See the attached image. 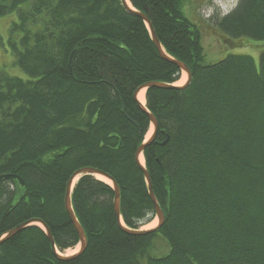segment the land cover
<instances>
[{
	"label": "trees",
	"instance_id": "trees-1",
	"mask_svg": "<svg viewBox=\"0 0 264 264\" xmlns=\"http://www.w3.org/2000/svg\"><path fill=\"white\" fill-rule=\"evenodd\" d=\"M185 1L131 0L192 74L186 88L146 92L159 127L144 157L164 224L127 233L113 188L83 175L71 199L85 251L59 259L46 232L27 225L0 244V264H264V0H239L211 22L188 17ZM13 12L0 44L27 78L0 67V238L39 219L60 251L75 246L64 197L84 167L118 183L125 227L150 223L155 207L136 159L150 120L135 92L178 82L181 68L122 0H0V17ZM204 22L230 49L259 47L258 63L247 53L207 62ZM158 237L170 251L151 256Z\"/></svg>",
	"mask_w": 264,
	"mask_h": 264
},
{
	"label": "water",
	"instance_id": "water-1",
	"mask_svg": "<svg viewBox=\"0 0 264 264\" xmlns=\"http://www.w3.org/2000/svg\"><path fill=\"white\" fill-rule=\"evenodd\" d=\"M122 3H123V6L125 7L126 11L129 13V14H132V15H135V16H138L140 18L143 19V21L146 23L147 27H148V30L151 34V38L155 44V46L157 47L160 55L162 58L178 65L182 71H184L187 75V81L185 82L184 85L182 86H178V85H175V84H169V83H165V82H148L142 86H140L136 92H135V97L138 98V95L141 91H143L144 89H148L150 87H157V88H162V89H171V88H186L187 86H189V84L191 83V80H192V74L190 72V69L189 67L182 61H179V60H176L175 58H173L172 56H170L169 54L166 53V51L164 50V48L162 47V44L159 40V38L157 37L156 35V32L153 28V25L150 21V19L148 18L147 15H145L144 13L142 12H139L137 11L135 8H133L132 6H130L126 0H122ZM138 100V99H137ZM139 105H140V108L143 112H145L148 116V118L150 119V122L151 124L153 125L154 127V131H153V135L151 136V138L146 141L144 144H142L138 149H137V152H136V159L139 161V164H140V167L141 169L143 170V173L145 175V178H146V181H147V184H148V188H149V195H150V198L153 202V205L155 207V212H156V218L158 220V223L157 225L154 227V228H151V229H141V230H133V229H128L127 227L124 226V224L122 223L121 221V211H120V187L118 185V183L106 172L102 171V170H99V169H96V168H93V167H84V168H81L79 170H77L75 173H73V175L70 177L68 183H67V188H66V193H65V197H64V205H65V208L69 214V217L79 235V239H80V250L74 255V256H63V255H60L57 251V248H56V245H55V240H54V237L52 235V232L50 230V228L48 227L47 224H45L42 220H39V219H32V220H29L25 223H22L20 225H18L17 227L9 230L4 236H2L0 238V244L2 242H4L5 240L11 238L12 236H14L16 233H18L21 229H23L25 226H27L28 224H32V223H40L48 238H49V241L51 242V245H52V250H53V253L59 258V259H62V260H68V259H71L79 254H81L82 252L85 251V249L87 248L88 246V240H87V236H86V233H85V230L83 228V226L80 224L75 212H74V209L72 207V202H71V195H72V189H73V186H74V182L76 180V178L82 176V175H85V174H91V175H101L105 178H107L108 180L111 181V186L113 187L114 189V210H115V213H116V216L117 218L119 219L120 221V225L122 227V229H124V231H126L127 233H130V234H133V235H144V234H148L150 232H154L156 230H158L163 224H164V221H165V214L159 204V202L157 201V198H156V195L154 193V190H153V186H152V181H151V176H150V173L149 171L146 169V167L140 162V156L143 154V151L145 150V148L151 143L153 142V140L156 138V135H157V132H158V121L156 119V117L146 108V105L142 104L139 100ZM5 178H13V179H18L20 184L22 186H26V181L20 176V175H17V174H6L4 176Z\"/></svg>",
	"mask_w": 264,
	"mask_h": 264
},
{
	"label": "rangeland",
	"instance_id": "rangeland-1",
	"mask_svg": "<svg viewBox=\"0 0 264 264\" xmlns=\"http://www.w3.org/2000/svg\"><path fill=\"white\" fill-rule=\"evenodd\" d=\"M239 2V0H186L185 13L188 17L193 16L195 20L199 21L203 19L204 21H210V19H215L216 16H222L225 13L231 11ZM190 14V15H189ZM17 20V14L15 12L10 13L6 16L0 17V35L2 36L4 42L9 37L10 25L12 22ZM211 22V21H210ZM204 37H203V47L205 51V56L207 62H216L222 60L224 57L230 54L236 53H247L252 56L255 61L258 63L260 58V48L255 46L253 43H247L248 46L244 49H230L228 46L224 45V42L218 38L217 33L212 29L213 25L203 23ZM211 25V26H210ZM210 26V27H209ZM229 49V50H228ZM0 67L4 68L9 74L19 76L22 78H27V74L19 68L15 62L12 53L7 50L5 46L0 44ZM187 81V75L185 72H182L181 77L176 85H183ZM146 93V90H144ZM146 102V98H145ZM147 138H149L153 133V127L150 128ZM143 164H145V159H143ZM158 223L157 218L153 220L140 229H151L154 228ZM75 250V251H74ZM79 250V247L69 248L62 252L65 255H71L76 253ZM169 246L165 240L161 237H158L155 240L153 246L150 248L151 256H161L169 252ZM74 252V253H73ZM67 253V254H66Z\"/></svg>",
	"mask_w": 264,
	"mask_h": 264
},
{
	"label": "bare ground",
	"instance_id": "bare-ground-1",
	"mask_svg": "<svg viewBox=\"0 0 264 264\" xmlns=\"http://www.w3.org/2000/svg\"><path fill=\"white\" fill-rule=\"evenodd\" d=\"M126 2H127L129 5H131L130 0H126ZM138 100H139L141 103H145V92H144V90L141 91V92L139 93V95H138ZM143 159H144V157H143V155H141V157H140V161H141V163L143 162ZM96 177H97L98 179H100V180L106 182V183H111L110 180H108L107 178H105V177H103V176H101V175H96ZM149 197H150V196H149ZM63 206H64V205H63ZM9 211H10V209H7V210H6L5 214L3 215V219L8 215ZM75 231H76V230H75ZM74 251H75V250H74ZM73 253H74V252H73ZM66 254H67V253H66Z\"/></svg>",
	"mask_w": 264,
	"mask_h": 264
}]
</instances>
